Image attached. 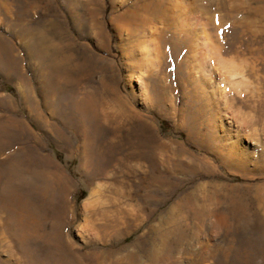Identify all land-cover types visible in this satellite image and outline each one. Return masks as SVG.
Returning a JSON list of instances; mask_svg holds the SVG:
<instances>
[{"label":"rangeland","instance_id":"1","mask_svg":"<svg viewBox=\"0 0 264 264\" xmlns=\"http://www.w3.org/2000/svg\"><path fill=\"white\" fill-rule=\"evenodd\" d=\"M74 4L0 0V224L81 264H264V0H99L90 34ZM24 27L61 31L88 128ZM16 241L0 232V264L30 263Z\"/></svg>","mask_w":264,"mask_h":264},{"label":"bare ground","instance_id":"2","mask_svg":"<svg viewBox=\"0 0 264 264\" xmlns=\"http://www.w3.org/2000/svg\"><path fill=\"white\" fill-rule=\"evenodd\" d=\"M4 1L9 2L11 0H4ZM76 4L89 5L87 8L82 9L83 19L81 21L79 20L82 23V25L86 27L88 34L92 33L93 31H97L98 29L100 30L101 25H100L99 18H98V12L95 9L98 7L99 0H82V1L75 0L74 5H76ZM33 5H35V2L33 4H31V6H33ZM28 7H29V5H28ZM84 16H86V17H84ZM134 22H135V18L130 23L132 24ZM133 26H131V27H133ZM24 28L23 29L21 28L22 34L25 35L27 33H30V35H32V38L34 37V39H36V42L34 41L35 45H36L35 48L37 49L39 55L45 54V56H48L47 58L49 60L48 61L49 62V71H50V76H51L50 81H52V83H53L51 85L52 86L51 90H53V94H54L55 99L60 104H62L61 98L66 96L67 102H64L62 104V106H63L62 109H65L68 112H70V115L68 116V118H71L70 120L77 119V121L80 122V124L84 128H88V126H87L88 120L95 118L97 115H100L101 112L97 111L99 107H97L98 102L96 101V99L94 100V98L92 99L90 97H84L82 99H77L76 97L75 98L73 97L75 95L72 94V90H70L71 88L69 87V84L67 83L66 78H67V75L70 71L69 64L71 63V61H74V59L72 57H70L68 54L69 52H67L65 50V49H69V48H67L68 45L64 43V39L62 37L61 31L59 29H57L56 27L48 28L47 30L42 28V27H41L42 29H40V27H39V28H36L33 30H32V28L31 29L26 28V27H24ZM48 30H51V32ZM47 31L51 34V37L48 36L49 33H47ZM261 54L264 55V49L261 50ZM42 57H41V59H42ZM14 64H15V61L12 62L10 64V66L13 67ZM261 66L264 69V61L261 62ZM62 82L64 83L63 85H62ZM72 89H74V88H72ZM73 93H75V92H73ZM114 101H115L114 105H111L112 111L114 110L113 115L115 118L116 117L120 118L123 115V113H122L123 107H121L119 99L117 100L115 98ZM102 105H103V103H102ZM114 108H116L117 111ZM113 115H112V117H113ZM109 116H110V114L105 113V116H103V117L105 118V117H109ZM93 163H94V161L93 162L91 161V162H89V165L91 164L94 166L95 163L94 164ZM15 167H16V165H15ZM19 168H16V169L13 168V169H15L14 175L16 177L22 178L24 176H28L30 178L29 183L32 186L36 187L39 185L38 182L40 181V178H43L42 177L43 175L41 172H37L35 170H32V171L31 170L30 171L24 170L22 172V170ZM49 188H51L49 185L46 186L47 190ZM35 193H36V191H35ZM3 198L4 197H2V196L0 197V212H2L3 209H5L7 207V206H4V204H6L7 202L5 201V203H4ZM6 210L8 211V209H6ZM146 219L147 218L145 216V218H143L141 220V222L145 221ZM14 223H16V222H14ZM10 224H13V223H10V220H4V222L2 224H0V232L9 228V235H11V237H14L17 240L16 242H18L19 245L21 246V249L23 251L24 256L30 262L29 264H44V262L49 263V264H81L80 256L74 253L75 255L72 254V256L69 257L68 254L64 251V249H62L59 246V244L57 243V238L55 236L53 237L51 235H44V238H46L47 242L48 241L51 242V244H53L52 246H54L53 248H49L48 252H45V251L42 252V250H39V249L29 250L27 247H25V245H27L28 241L30 240V237L33 238L32 235H34V234L26 232L25 229L20 227L22 225L15 226V227H20V228H16L17 230L12 229ZM19 224H22V223H19ZM13 225H17V224H13ZM174 225H173L172 220H168V221L164 222V226H165L164 228L162 227L158 230V228H159V226H158L157 229H155L153 232L154 237H153V239L149 245L151 247H153V246H156L157 243L164 244V242H166L171 236H173V233L175 232ZM175 226H177V225H175ZM154 250H153V252H154Z\"/></svg>","mask_w":264,"mask_h":264},{"label":"trees","instance_id":"3","mask_svg":"<svg viewBox=\"0 0 264 264\" xmlns=\"http://www.w3.org/2000/svg\"><path fill=\"white\" fill-rule=\"evenodd\" d=\"M160 123L163 124V125L165 124V122H163V121H161Z\"/></svg>","mask_w":264,"mask_h":264}]
</instances>
